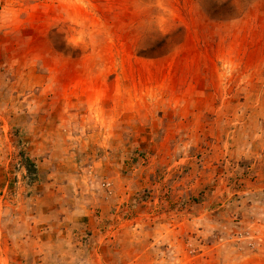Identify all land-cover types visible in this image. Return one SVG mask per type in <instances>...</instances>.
<instances>
[{
  "label": "rangeland",
  "instance_id": "obj_1",
  "mask_svg": "<svg viewBox=\"0 0 264 264\" xmlns=\"http://www.w3.org/2000/svg\"><path fill=\"white\" fill-rule=\"evenodd\" d=\"M0 264H264V0H0Z\"/></svg>",
  "mask_w": 264,
  "mask_h": 264
}]
</instances>
